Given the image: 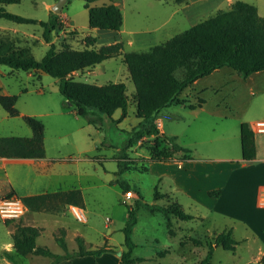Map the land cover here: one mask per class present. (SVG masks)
<instances>
[{"label": "rangeland", "instance_id": "1", "mask_svg": "<svg viewBox=\"0 0 264 264\" xmlns=\"http://www.w3.org/2000/svg\"><path fill=\"white\" fill-rule=\"evenodd\" d=\"M56 1L20 0L19 3L5 5L4 8L22 17L45 21ZM153 1L122 0L126 28L146 27L154 22L153 13L159 6L154 5ZM245 1L253 4L257 0ZM258 2L264 5V0ZM102 3L109 2L99 0L93 5ZM227 8L226 5L223 6V9ZM55 14L58 26L52 31L51 39L57 49H61L64 43L73 49H81L84 45L83 39L95 35L93 28L88 25V13L83 0H66L61 12ZM188 20L180 24L177 30H170V33L187 29L191 23L197 22ZM0 25L11 29L6 30L7 33H12V28H16L41 39L39 25L15 24L4 19H0ZM31 49L34 58L39 60L46 52L47 45L41 39ZM99 65L101 69L97 68L93 75H88L85 71L76 75L74 79L97 85L123 82L129 99L127 115L119 122L117 120L121 114L120 110H115L111 117L95 111L96 115L101 117V121L95 127L89 126L84 119L73 113L70 105L67 108L71 110L70 114L56 115V106L61 104L63 97L58 92L56 78L46 74L43 82L46 85L44 93H36L33 88L25 85L29 92L19 94L17 97L16 108L19 112L33 113L36 111L34 106H45L47 112L53 113L47 117H36L45 125V158L55 159L49 163L53 176L49 189L53 191L60 187L59 191L79 190L82 196L80 209L86 221L76 220L69 210V205L62 201H53L49 207L37 211L27 209L19 220L5 222L0 219V264H50L52 261L49 257L36 254L17 255L12 248L11 239V234L17 226L38 228L36 245L47 247L55 254L64 253L55 242L61 228L65 230L64 238L69 253H73L77 248L76 236L83 238L87 249L109 248L99 256H73L58 264H122L119 259V253L124 250L121 229L124 226L127 207H132L135 201L139 202V206L136 212L137 222L131 235L135 244L132 258L142 259L135 264H199L209 244L212 245L210 261L213 264H257L256 260L260 251H264V246L253 242L244 244L235 239L237 243L232 250H226L214 242V237L228 224L238 228L248 227L252 234L264 235V208L260 206V201L261 205H264V194L260 201L259 196L257 197L258 184L264 182V168L246 166L233 174L234 181L236 179L239 183L234 184L233 196H228L225 202H222L225 214L223 218L216 213L212 216L206 214L199 206L189 207L178 194L172 196L182 204L185 212L191 214L200 212L209 218L202 221L200 217L194 216L192 220L181 221L171 215L166 216L155 208L150 209L152 205L156 208H166L173 203L169 195L153 200L156 185L162 192L173 191L169 176L159 177V172L155 168V163L171 164L170 161L164 163L148 160L153 147L164 150L166 145L157 136L154 141L152 139L138 141L126 150L128 157L135 161L136 168L124 171L119 177L115 175L120 150L125 146L131 129L140 119L135 116V104L131 101L134 85L125 65L119 58L105 60ZM249 82L254 84L253 81ZM19 85L20 83L16 81L5 83L9 92L14 94H17ZM22 89L21 87L20 90ZM39 89L41 90L40 87ZM181 98L192 104L201 98L204 103L194 109L174 105L163 109L158 119L163 122L165 136L176 137L179 145L190 150L189 154L194 160L217 159L225 155L239 154V121H253V117L264 114V82L263 85H253L249 89V85L245 84L243 79L239 80V77L227 67L197 79L183 91ZM0 112H3L1 107ZM20 128L30 130L19 117L0 120V136H22L24 134ZM143 166L147 171H141ZM117 179L125 180L130 185L133 195L131 199H124V192L117 185ZM134 188L139 190V198ZM7 192L4 182H0V196ZM166 219L170 221L173 235L168 232ZM250 256L252 259L249 263Z\"/></svg>", "mask_w": 264, "mask_h": 264}, {"label": "trees", "instance_id": "2", "mask_svg": "<svg viewBox=\"0 0 264 264\" xmlns=\"http://www.w3.org/2000/svg\"><path fill=\"white\" fill-rule=\"evenodd\" d=\"M88 13V25L91 28L118 31L122 26V13L120 7L113 3L93 5L99 0H83ZM185 0H174L182 3ZM20 0H0V19L16 24L39 25L42 29L41 37L48 48L41 59L36 60L29 48L18 45L14 39L0 34V66L11 70L31 71L39 75L46 74L57 79V89L60 95L70 103V109L88 124L96 126L101 121L98 113L111 117L115 110L121 114L118 122L126 117L128 96L123 82H108L102 85L90 84L75 80L72 74L86 68L95 66L105 60L121 57L129 78L134 85V94L131 101L135 104V116L140 119L131 129L125 146L120 150L117 158V171L119 177L124 171L135 167V161L129 158L126 150L138 141L157 136L169 144L163 149L150 150L148 160L168 162L174 153L182 152L184 158H189L190 150L176 142L175 137H166L159 132L156 118L159 113L173 105H183L194 109L204 103L198 98L194 104L181 98L183 91L190 87L197 79L205 77L213 71L227 67L246 78L253 73L264 71V17H261L254 5L244 1H234L229 9L218 11L190 28L173 35L168 40L153 45L147 50L123 52L120 42L102 45L95 48V37L86 36L84 47L73 49L64 43L57 49L51 39L52 31L58 26L57 15L50 12L47 20L38 21L22 17L6 11L5 5L19 3ZM25 92L26 89H22ZM16 95H0V107L9 117L19 116L16 108ZM95 115L96 117H93ZM23 122L31 131L30 136H0V158L39 159L45 156L44 125L34 116L23 115ZM239 140L241 157L245 160L254 159V135L246 122L239 126ZM141 171H147L145 166ZM122 192L130 191V185L122 179L116 180ZM139 198V190L134 188ZM217 194L218 191L210 192ZM167 194L154 188L153 200L156 201ZM72 198L74 200H72ZM23 204L29 211H37L53 201H62L66 205L82 208V196L79 190H66L46 192L37 195L21 197ZM139 202L135 201L132 207H127L123 233L124 250L119 253L122 264H135L142 259L132 258L135 244L132 240V230L137 222L136 212ZM163 214L171 215L181 221L194 219V216L185 212L181 206L174 202L166 208H156ZM10 222V221H5ZM169 234L173 235L171 224L166 219ZM55 237V242L64 251L55 254L47 247L36 245L39 229L34 226H17L11 234L12 248L17 255L27 256L36 254L52 259L50 264H58L62 260L73 256L86 255L99 256L109 250L101 247L87 249L81 236L75 237L76 250L67 251L65 230L61 228ZM214 242L226 250H232L237 241L232 231H221L214 237ZM212 245H208L207 252L199 264H213L211 260ZM264 264V254L260 258Z\"/></svg>", "mask_w": 264, "mask_h": 264}, {"label": "crops", "instance_id": "3", "mask_svg": "<svg viewBox=\"0 0 264 264\" xmlns=\"http://www.w3.org/2000/svg\"><path fill=\"white\" fill-rule=\"evenodd\" d=\"M234 1L236 0H185L182 3H176L174 2V0H154L153 4L159 6V8H155V12L153 13L152 19L154 22H152L146 27L126 28L123 17L122 0L121 1L108 0V2H113L120 7L123 18L122 26L118 31L93 28V32L95 34L94 36L96 39L94 47L99 48L102 45L120 42L122 43L123 46V52L147 50L149 47L162 43L168 40L169 38H171L173 35L186 30L184 29L181 31H176L175 33H170V30H177L178 26L180 24H183L185 20L189 19V20L197 21V22L194 21L195 23L194 22L191 23V25H189L188 27L190 28L191 26L203 21L204 19L215 15L218 11L229 9V7ZM240 1L246 2L245 0H240ZM224 5H226L228 8L223 9ZM252 5L256 7L258 14L261 17H264V5L261 4V2L259 4L258 0L255 1ZM72 26L73 28H75L73 24ZM6 30H11V29L3 25H0V34L3 35L6 34V36L7 35L9 36V38L14 39L18 45L29 48L31 54H32L31 47L37 44L38 41L42 39V37L41 39H38L35 37L34 34H31L24 30L20 31L17 30L16 28H12V33H7L5 32ZM42 41L44 42L43 39ZM45 44L47 45L48 48V44L47 43ZM117 58H119L121 61V57H117ZM100 67L101 66L97 64L95 66L86 68L82 71L74 72L72 76L75 77L79 73L82 74L85 71H87L88 75H93L97 68L101 69ZM233 73L235 72L233 71ZM235 74L239 77V80L243 79L245 84L249 85V89H251L253 85H258V86L263 85L264 71L253 73L246 78L240 77L237 73ZM7 81H16L17 83H20L17 94L10 93L8 88L5 87V83ZM249 81H253L254 84ZM43 82H44V74L39 75V78L37 79L36 74L34 72L11 70L8 67L4 68L3 66H0V95L1 94L16 95L18 97L19 94H26L29 92V89L25 87V85L33 88L34 92L42 94L44 93V87L46 86ZM56 82L57 79L55 83ZM113 83H117V82H113ZM21 87L23 89L26 88V91L22 92L20 90ZM39 87L41 88V90L39 89ZM42 98L45 99L44 97ZM59 105L56 106V115H64L66 113L70 114L71 110L67 109L69 107V104L66 103V100L64 98H62L61 104ZM180 106L184 107L183 105ZM33 108L36 109L35 112L28 113V112L20 111L19 116L17 117L21 118L23 115H30L37 118H42L43 116L46 117L50 116V114L53 115V113L47 112V107L45 106L44 107L34 106ZM9 118L11 117H9L4 110L2 113L0 112L1 121L3 120L6 121ZM253 118H254L252 119L253 121H248V120L239 121V126L242 122H246L254 135L255 150H256L254 159L245 160L241 157L240 140H239V154L235 156L225 155L217 159L207 158V159L194 160L193 158H191L190 154H189L190 155L189 158H184L182 152L174 153L172 159L170 160L171 164L161 165L155 163V168L156 171L159 172L158 173L159 177L161 175H166L169 176V178L171 179L173 191L170 193L166 191L162 192L160 191L161 188L158 185H156V187L159 189L161 193L171 196L172 200L178 203L182 209H183L182 204L172 196L173 194H178L182 196L185 203L189 207L199 206L205 210L206 214L208 213L212 216L214 213H216L220 218H223V215L225 216V214L223 213L222 210V205H223L222 202H225L228 196H233V194L235 193L233 192L235 187L234 184L237 185L239 183V181H237L236 179L234 181V178L232 177L233 174L239 169L246 166H251L252 168H256V169L264 168V134L257 133L252 129V123L257 120L264 119V114L262 115L259 114L258 116H255ZM156 124L159 129V132L165 135L163 122L159 121L158 116L156 118ZM88 125L94 126L91 124ZM20 129L23 130L24 135L22 136L31 135L30 130L29 131L24 130L23 128ZM44 130H45V125H44ZM155 137L156 136H150L144 139H152L154 141ZM165 145L169 146V144H165ZM53 160L55 159L48 160L45 158V156L39 159L0 158V182H4L8 190V192L5 193L4 195L10 193L21 198L25 196L37 195L46 192L59 191L60 187L57 190H53V191L49 189L50 183L53 179V176L49 169V163H51ZM214 191H218V193L210 194V192H214ZM257 191H258L257 197L259 196L258 200L260 201L262 195L264 194V182L258 184ZM261 204L262 203L260 201V206L264 208V205ZM191 215L200 217L202 221H206V219L209 218V216L201 214L200 212H198L197 214L192 213ZM226 229L227 230L230 229L232 231V235L234 239L241 241L244 244H249L250 242H253V243H259L258 244L259 246L260 245L264 246V235H254L251 233V230H249L248 227L238 228L237 226L234 227L232 226V224H228L223 230ZM263 254L264 251L263 250L260 251L259 256L256 260L257 264H260L259 261ZM251 257L252 256H250V258L248 259L249 263H250V259H252Z\"/></svg>", "mask_w": 264, "mask_h": 264}, {"label": "built area", "instance_id": "4", "mask_svg": "<svg viewBox=\"0 0 264 264\" xmlns=\"http://www.w3.org/2000/svg\"><path fill=\"white\" fill-rule=\"evenodd\" d=\"M70 26L69 23H66ZM252 129L257 133L264 134V119L257 120L252 123ZM125 200H129L133 197L131 191H126L123 193ZM70 211L76 220L80 222H85L86 218L79 207L70 206ZM27 211V208L22 202V199L13 194H6L0 196V219L3 221H14L19 220Z\"/></svg>", "mask_w": 264, "mask_h": 264}, {"label": "water", "instance_id": "5", "mask_svg": "<svg viewBox=\"0 0 264 264\" xmlns=\"http://www.w3.org/2000/svg\"><path fill=\"white\" fill-rule=\"evenodd\" d=\"M66 0H57L54 4V6H52L51 11L54 13H60L61 9L63 8L64 4H65ZM70 105V103H68Z\"/></svg>", "mask_w": 264, "mask_h": 264}]
</instances>
